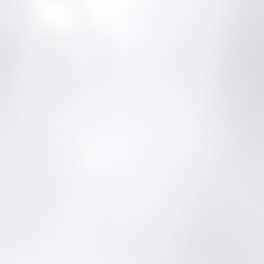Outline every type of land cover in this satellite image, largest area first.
I'll use <instances>...</instances> for the list:
<instances>
[{
    "label": "clouds",
    "instance_id": "obj_1",
    "mask_svg": "<svg viewBox=\"0 0 264 264\" xmlns=\"http://www.w3.org/2000/svg\"><path fill=\"white\" fill-rule=\"evenodd\" d=\"M0 264H264V0H0Z\"/></svg>",
    "mask_w": 264,
    "mask_h": 264
}]
</instances>
